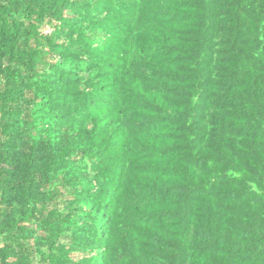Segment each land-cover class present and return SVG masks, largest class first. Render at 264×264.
<instances>
[{"label":"trees","instance_id":"obj_1","mask_svg":"<svg viewBox=\"0 0 264 264\" xmlns=\"http://www.w3.org/2000/svg\"><path fill=\"white\" fill-rule=\"evenodd\" d=\"M0 264H264V0H0Z\"/></svg>","mask_w":264,"mask_h":264}]
</instances>
